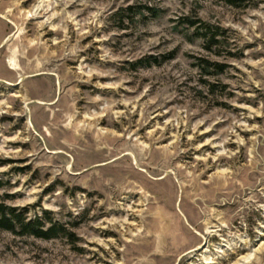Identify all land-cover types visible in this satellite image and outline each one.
Here are the masks:
<instances>
[{
	"label": "rangeland",
	"instance_id": "1",
	"mask_svg": "<svg viewBox=\"0 0 264 264\" xmlns=\"http://www.w3.org/2000/svg\"><path fill=\"white\" fill-rule=\"evenodd\" d=\"M0 204L60 229L0 264H264V0H0Z\"/></svg>",
	"mask_w": 264,
	"mask_h": 264
},
{
	"label": "trees",
	"instance_id": "2",
	"mask_svg": "<svg viewBox=\"0 0 264 264\" xmlns=\"http://www.w3.org/2000/svg\"><path fill=\"white\" fill-rule=\"evenodd\" d=\"M145 9H149L145 7ZM128 10H131L129 8ZM125 10V12H128ZM199 35L212 45H215L216 34L212 32L209 25H203L199 28ZM41 218L36 220H27L22 214L16 213L15 209L7 208L3 204H0V229L11 232L19 233L20 235L33 236L39 239H52L58 236L60 229L55 225L51 226L47 230H44L43 224L40 222Z\"/></svg>",
	"mask_w": 264,
	"mask_h": 264
},
{
	"label": "bare ground",
	"instance_id": "3",
	"mask_svg": "<svg viewBox=\"0 0 264 264\" xmlns=\"http://www.w3.org/2000/svg\"><path fill=\"white\" fill-rule=\"evenodd\" d=\"M251 259V257H245V258H242L240 259L237 263L235 264H247Z\"/></svg>",
	"mask_w": 264,
	"mask_h": 264
}]
</instances>
